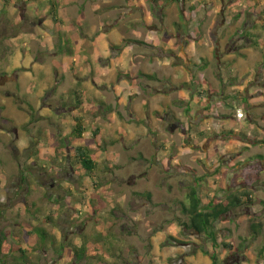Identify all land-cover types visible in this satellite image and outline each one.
<instances>
[{
    "label": "rangeland",
    "instance_id": "374dc122",
    "mask_svg": "<svg viewBox=\"0 0 264 264\" xmlns=\"http://www.w3.org/2000/svg\"><path fill=\"white\" fill-rule=\"evenodd\" d=\"M51 1L0 0V232L8 238L6 252L18 244L27 247L26 264H193L190 261L198 257L207 261L209 241L181 226L188 221L183 203H188L193 188L204 203L209 197L225 200L231 193L246 190L257 201H264V94L247 95L253 82L232 92L226 84L227 73L221 74L222 83L217 79L219 67L226 65L213 57L208 64L188 67L199 72L194 81L173 83L171 108L157 117L116 106L121 100L116 85L109 95L100 93L103 76L99 67L86 75L82 68L76 72L57 53V47L69 43L71 51V39L79 43L89 24H98L96 17H89L92 6L115 10L108 13L110 23L122 13L123 35L130 31L147 34L140 27L145 18H152L157 29L161 26L158 12H150L160 8L161 0L158 4L152 0H79L85 2L81 9L85 6L86 20L77 23L76 10L63 17L65 11L58 6V25L50 15ZM192 1L195 4L190 7L195 10L199 5L207 7L206 0ZM229 1L236 10L259 4V0ZM139 6L145 14L126 15ZM178 17V10L172 9L168 21ZM66 21L78 31L65 30ZM222 21L219 19L213 37ZM171 31L172 36L178 32L174 27ZM218 48L222 54L231 47L223 43L215 50ZM20 61L22 67L14 69ZM257 72L251 80H239L237 86L250 81L258 84ZM136 75L128 79L132 87H127L128 92L139 87L141 93L147 83L157 90L167 87L165 82L135 79ZM90 79L92 88L85 85ZM181 85L198 96L194 103L187 100L191 108L177 96L175 89ZM213 90L230 95L208 103ZM241 112L245 118L240 120ZM228 114L232 124L225 128L221 118ZM74 117L83 118L85 144L98 163L96 188L73 165ZM254 139L260 143L253 145ZM91 196L103 202L99 213L91 205ZM252 224L262 225L256 237ZM40 229L50 237L44 245L33 237L38 242L32 246L27 233L37 236ZM216 229L219 243L235 248H220L221 264H264V206L256 203L234 210ZM83 243L88 256L78 262L72 249ZM92 248L100 250L102 257L94 259ZM20 257V253H10L7 264H18L14 259Z\"/></svg>",
    "mask_w": 264,
    "mask_h": 264
},
{
    "label": "crops",
    "instance_id": "0c3cea01",
    "mask_svg": "<svg viewBox=\"0 0 264 264\" xmlns=\"http://www.w3.org/2000/svg\"><path fill=\"white\" fill-rule=\"evenodd\" d=\"M57 1L59 7L65 11L62 13L63 17H70L75 10L79 18L76 21L77 23L79 20L82 22L83 18L86 20V17H88V13H85V6L84 9H81L85 2L79 0ZM164 1L158 2L160 5L158 10L150 9V12H158V16L161 19L160 28L157 29L153 25L152 18L149 20L145 18V21L142 22L140 27L142 29L145 27L146 29L144 30H147V34L130 31L126 35H123L125 25L122 20V13L119 15V19L110 23L106 20L108 13H112L115 10L111 9V12L105 9L96 10V7L93 8L92 6L91 13L89 11V17H96L98 24H89L86 30L87 34L83 35L79 43L71 39V52L73 55H63L65 57L64 62L70 63V66L76 72L78 68H82L85 75L96 69V67H99L98 70L101 72V76H103L99 83L101 94L106 93L109 95L114 84L116 85V94L121 97L116 106L124 105L126 110H133L137 115L141 112L144 114L150 113L153 118L157 117L158 113H164L171 108L173 101V88L171 86H173V83L184 79L189 80L188 82L194 81L195 76L199 72L196 69L191 70L188 67L192 64L196 66L204 62L208 64L213 57H217L220 64L226 65L219 67L217 79L222 83L224 76L222 77L221 74L227 73L228 77L225 78L226 84L231 86L229 89L232 92L253 82L249 85L247 95L250 98H254L264 94V0H259L258 5L252 4L251 7H244L240 10H236L234 6H229L228 3L230 1L227 2V0H206V9H203L199 5L196 10L190 7L195 4L192 0H181L182 2L180 3ZM141 5L144 7L143 3ZM226 6H229L228 9L225 8ZM172 9L178 10L179 17L178 20L170 23L168 19ZM120 10L124 11L123 9ZM135 11L143 14L146 13L139 6L137 9H130L126 15H131ZM219 19L223 21L218 26V33L213 37L212 34ZM69 21L65 22V30L72 27ZM173 27L178 32L172 36L171 28ZM73 29L78 31L76 27H72ZM61 37L62 35L59 38ZM66 41L67 39H65ZM60 42L63 41L60 39ZM223 43H227V47L231 48L228 52L221 54L219 53L221 48L215 49L220 45L222 46ZM66 45L69 47V43ZM100 59H104L105 62ZM21 62L19 65H16L17 67L14 65V69L21 68ZM87 65L90 67L89 69H86ZM149 70L151 71L149 72ZM257 70L258 74H256L259 76L257 80L260 81L258 84L255 81H250L244 84V86H237L239 80L246 81L247 79L251 80L254 78ZM135 74H137L135 79L155 81L153 83L161 81L165 82L167 87L163 90H157L151 83H147L141 87V93H138L139 87L133 89V92H128L126 89L132 88L129 86L130 82L128 79L132 80ZM147 75H152L153 78H148ZM104 77L108 79L104 80ZM235 80L237 82L234 83ZM91 81L92 79L89 80V84L85 82V85H89L92 88ZM231 81L233 82L231 83ZM255 89L261 92L256 91L254 93ZM175 90L178 91L176 92L178 98L184 102L191 99L194 103L198 98L194 90L190 93V90H187L184 85L177 87ZM213 91L214 93L211 96L213 99H209L208 103H213V101H216L221 96L230 95L224 90ZM177 106L182 107L183 103ZM187 106V108L191 106L189 101H187ZM106 108L112 111L110 105ZM246 117L248 120L250 119V115L247 112ZM221 120H224L223 125L225 128H229L232 124L229 114L228 117L223 116ZM16 246L27 249V247L20 244ZM192 260L190 262L193 264H199V262L213 264L210 258L207 261H204L200 257L197 258L198 262L195 258Z\"/></svg>",
    "mask_w": 264,
    "mask_h": 264
},
{
    "label": "trees",
    "instance_id": "16d2710c",
    "mask_svg": "<svg viewBox=\"0 0 264 264\" xmlns=\"http://www.w3.org/2000/svg\"><path fill=\"white\" fill-rule=\"evenodd\" d=\"M5 2H10V0H4ZM29 3H37L39 0H23ZM130 1V0H129ZM160 0H152L153 3H157ZM172 2H181L180 0H167ZM59 4L56 1H51L50 3V15L52 17L54 24H60L61 21L58 19V12L57 7ZM58 54L59 55H68L72 56L73 53L69 51V48L66 44H62L58 46ZM74 98L77 100L78 103L81 104L78 98L79 93L74 91L73 93ZM76 103V102H75ZM75 126L73 128L72 133V140L75 145L71 148V155H73V165L76 166L80 172L83 174L84 177L88 178L91 182L93 187L95 186V178H96V171L98 169V163L93 158L90 149L85 144V134H86V127L84 126V120L82 117H74ZM99 133V130H96V134ZM232 135L236 133L231 132ZM250 140V138H249ZM255 143L253 145H258L260 142L258 140H253ZM96 188V187H94ZM95 193L98 192L97 189H94ZM149 199L150 195L147 194ZM91 205L94 207L95 213H99L102 208L104 207L102 200L97 199L95 200L94 196L90 197ZM256 203L261 204L264 206V201L254 199L251 191L246 190L244 193H231L229 194L225 200H220L217 197L207 198L206 203L200 199L198 194V190L193 188L188 196V203H183V213L188 217V221L183 223L181 226L184 227L188 232H191L194 235L204 236L210 243L211 249L206 252V255L211 259L213 264H221L219 251L220 248H223L226 251H233L235 248L227 243L220 244L219 243V235L217 233L216 225L223 221V217L228 215L234 210L247 207L250 208L254 206ZM98 204V207H96ZM98 208V209H97ZM99 210V211H98ZM261 224H252V231L253 236H258L261 229ZM37 236H34L32 232L27 233V238H31L29 242L32 246H35L39 240L38 245L45 244L49 239V234L45 230H38L36 232ZM35 237V238H33ZM55 240V239H54ZM246 241V239H244ZM7 242L8 238L2 232H0V264H7L8 258L10 253H20L21 257L19 259H14L18 264H26L28 261V251L27 249H23L21 247L12 248L8 252L7 249ZM167 246V245H165ZM63 247L62 245L60 246ZM240 248H243L242 246ZM240 248L237 252H240ZM63 249V248H62ZM93 252V258L96 259L97 256L99 258L102 255H98L100 250L97 248H92L90 250ZM74 257L77 259L78 262L87 259V244L83 243L81 246L72 249ZM264 252V250H263ZM101 253V252H100ZM4 254V255H3Z\"/></svg>",
    "mask_w": 264,
    "mask_h": 264
},
{
    "label": "built area",
    "instance_id": "2783aa9c",
    "mask_svg": "<svg viewBox=\"0 0 264 264\" xmlns=\"http://www.w3.org/2000/svg\"><path fill=\"white\" fill-rule=\"evenodd\" d=\"M238 117H239V118H243L244 115H243V114H239Z\"/></svg>",
    "mask_w": 264,
    "mask_h": 264
},
{
    "label": "clouds",
    "instance_id": "9594fccd",
    "mask_svg": "<svg viewBox=\"0 0 264 264\" xmlns=\"http://www.w3.org/2000/svg\"><path fill=\"white\" fill-rule=\"evenodd\" d=\"M239 114H243V113L241 112V113H239ZM239 114H238V115H239ZM243 115H244V114H243ZM243 118H245V115H244V117H243ZM243 118H239V117H238V119H240V120H241V119H243Z\"/></svg>",
    "mask_w": 264,
    "mask_h": 264
}]
</instances>
